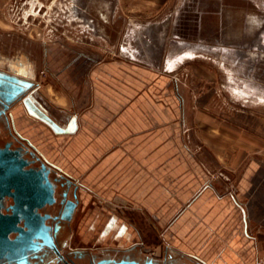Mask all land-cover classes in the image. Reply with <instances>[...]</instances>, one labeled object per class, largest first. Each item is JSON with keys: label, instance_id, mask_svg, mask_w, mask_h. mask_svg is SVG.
<instances>
[{"label": "crops", "instance_id": "0c3cea01", "mask_svg": "<svg viewBox=\"0 0 264 264\" xmlns=\"http://www.w3.org/2000/svg\"><path fill=\"white\" fill-rule=\"evenodd\" d=\"M173 72L121 56L102 58L87 75V99L76 101V130L53 133L61 161L35 147L86 197L87 229L99 227L96 244L145 248L136 225V218L143 217L158 227L167 254L180 262L264 264V166L238 145L225 151L216 120H202L207 125L201 134L204 145L237 175L230 187L212 179V170L186 140L185 132L191 144L200 133L186 129L197 118H191L187 90ZM19 112L38 120L23 106L14 112L18 132L33 144L18 128L23 125ZM99 199L125 203L128 220L95 207Z\"/></svg>", "mask_w": 264, "mask_h": 264}, {"label": "water", "instance_id": "95a60500", "mask_svg": "<svg viewBox=\"0 0 264 264\" xmlns=\"http://www.w3.org/2000/svg\"><path fill=\"white\" fill-rule=\"evenodd\" d=\"M180 5V1L174 5V0H170L152 18L128 19L117 43V54L167 73L186 61L210 62L222 70L228 94L236 102L264 107V71L259 75L250 74L259 65L264 66V0H190L187 11H179ZM102 57L103 53L89 47L81 50L66 48L60 49L54 60L56 71L71 86H81L87 99V75ZM22 91L19 90L18 95ZM22 102L31 117L55 134L73 133L77 128L75 113L61 110L59 115L58 109L42 107L29 96ZM9 105L10 101H7L0 110V115L7 111L4 122L9 123H4L5 126H10L33 151L25 147L12 148L10 142L0 146V264H30L29 259L38 257L37 252L43 246L57 252L48 231L50 227L45 224L48 216L40 215L39 209L53 203L55 188L61 184L59 179L49 177L50 167L62 170L15 129L10 111L13 108ZM55 112L57 116L53 114ZM203 151L204 148L201 153L211 170H220L219 174H225L211 152ZM25 152L35 154L27 158ZM34 161H39V166L31 165ZM75 190L73 199L67 198L66 192L62 193L61 219L70 220L75 211L78 203ZM4 198L12 200L7 206L10 213L1 211ZM20 222L22 226L18 225ZM56 230L54 227V232ZM10 233H16V236L10 238ZM98 264L160 263L148 257L142 262L105 259Z\"/></svg>", "mask_w": 264, "mask_h": 264}, {"label": "rangeland", "instance_id": "374dc122", "mask_svg": "<svg viewBox=\"0 0 264 264\" xmlns=\"http://www.w3.org/2000/svg\"><path fill=\"white\" fill-rule=\"evenodd\" d=\"M36 1L44 2L45 8L42 11L37 12V9L34 8ZM169 1L0 0V43L7 48L10 46L21 47L30 53L38 55L39 58L43 54L44 42L50 47L54 57H57V53L62 49L61 46L64 45V47L72 49L89 47L103 53L104 58H116L119 56L117 54V43L125 22L128 19L152 18L158 15ZM179 1L181 2L179 11H187L190 0H174V5ZM82 4H87V9ZM248 6H252L249 1ZM85 9L86 12L82 11ZM30 10L35 13L28 16L26 12H30ZM97 10H99V16L96 15ZM100 16L103 20L100 19ZM92 20L99 22V26L103 29L102 33L97 31V27L93 26ZM84 43L89 45L87 46ZM41 64L37 73L41 94L46 98H50L57 106L63 107L65 111L78 113L77 103L72 105L68 96H64L60 90L63 86L56 79L49 78L41 73ZM256 69L255 72L251 71L250 74H261L264 71V66L259 65ZM174 71L179 84L187 90L185 95L191 108V118L193 120L197 118L194 124L186 129H190L188 132L190 134L194 133L195 136L198 135L197 132L199 131V137L192 144L187 132H185V137L189 145L194 146L193 152H196V156L200 157L201 162L207 168H210L201 153L202 148H204L203 152H211L204 145L205 142L201 135L202 130L207 129V125L201 122L202 120L215 119L217 122L216 134L220 137L223 135V141L220 142V146L226 148L224 149L225 151L231 146L238 145L249 153L250 158L264 166V107L251 105V103L242 104L236 102L228 94L222 70L215 64L203 60L186 61ZM76 91L74 89L75 94ZM54 96L58 98L57 101ZM53 114L57 116L58 113L55 112ZM16 117L23 119L22 128L18 125L19 130L29 137L33 144L51 160L57 163L60 162L61 152H59L58 147H55L53 132L41 122L39 124L38 121L25 119L23 113L19 112ZM3 138L5 139V137ZM2 141L3 139L0 140V142ZM215 160L225 174H219L220 170H216L215 172L212 171L210 176L213 180L220 181L225 187L232 186L237 181V175L227 171L222 166L220 159L215 158ZM77 197L79 204L71 222L72 230L69 231V236L72 235L73 245L105 247L100 243L96 244L99 227L95 226L92 229H87V223L91 216L89 217L88 215L87 199L79 188ZM94 203L95 207L115 212L126 220L129 218L131 211L125 203L120 204V202L112 199L94 200ZM136 225L144 234L146 243V247H141L138 251L151 257L164 259L167 252L165 244L161 240L158 227L143 217L142 219L136 218ZM189 262L188 260H181L180 263L188 264Z\"/></svg>", "mask_w": 264, "mask_h": 264}, {"label": "flooded vegetation", "instance_id": "af4514ba", "mask_svg": "<svg viewBox=\"0 0 264 264\" xmlns=\"http://www.w3.org/2000/svg\"><path fill=\"white\" fill-rule=\"evenodd\" d=\"M98 1V0H97ZM100 3V2H97ZM84 8L87 9V4H82ZM34 8L37 9V12L42 11L45 8V4L43 1H36ZM85 10H82L86 12ZM97 16H99V10H97ZM32 10L28 11V16L33 15ZM100 19L103 20V18ZM93 26L97 27V31L103 32V29L99 26V22L97 20H92ZM109 38V37H107ZM89 45L88 43H84ZM62 49H66L64 45L61 46ZM50 47H48L47 43H43V54L42 57L39 58L38 55L28 52L27 50L16 47H4L2 43H0V110L3 108V104L7 101H10L11 116L13 120V124L15 129V115L14 112L18 106H23L22 99L26 96H29L35 103L42 107H52L54 109L59 110V115H61V110L65 111L63 107L57 106L54 101L50 98H46L40 92V83L37 81V73L40 68V63L42 69H40L41 73L45 74L47 77H52L56 79L59 84L63 87L60 88L64 96H68L70 103L73 105L76 103V99L78 102L83 101L85 98V91L81 86L73 87L67 81H65L64 76L59 74L56 71L55 57L52 55L50 51ZM81 50V49H75ZM60 51V50H59ZM104 58V55L103 57ZM65 87V88H64ZM21 94L18 95V91L22 90ZM76 89V94L74 92ZM80 89V91H79ZM68 90V92H67ZM73 91V92H72ZM18 95L17 97H15ZM21 98V100H17ZM24 107V106H23ZM25 108V107H24ZM26 110V109H25ZM67 112V111H66ZM7 111H5L6 117ZM4 115H0V146L4 145L6 142H10V146L12 148L17 147H25L29 151H33L30 148L25 140L21 139L17 136L12 128L9 126L7 128L5 124L9 121L4 122ZM5 123V124H4ZM18 131V130H17ZM5 137V139L3 138ZM31 155L35 154V152H30ZM31 155L28 152L24 153V156L27 158H31ZM31 165L39 166V161H34ZM49 177L51 179L57 178L60 181V185L55 188V199L52 204L46 205L44 208L39 209L40 215H47L45 218V224L50 227L49 234H51L53 243L57 248V252L48 246H43L37 252L38 257L30 258V264H98L100 261L105 259L118 261L120 259L125 260H138L140 262L144 261L145 258H152L157 263L165 262V264H182L179 259L172 256L171 254H167L164 259H158L155 257H151L146 255L145 253L135 250L134 248L129 249H119L112 247H97V246H88V245H73L72 243V235L69 236V231L72 230L71 222L75 216L76 208L79 204V200L75 211L70 220H64L59 217V209L62 207V193H67V198L73 199V189L76 188L75 192L77 194L78 185L73 182L66 174L62 173V171L57 170L56 168L50 167ZM12 203L10 198H4L2 201L1 211L3 213H10V210L7 209V206ZM18 225L22 226V223H18ZM54 227L57 228L56 232H54ZM16 233H10L9 237L14 238ZM138 251V252H137Z\"/></svg>", "mask_w": 264, "mask_h": 264}, {"label": "bare ground", "instance_id": "6f19581e", "mask_svg": "<svg viewBox=\"0 0 264 264\" xmlns=\"http://www.w3.org/2000/svg\"><path fill=\"white\" fill-rule=\"evenodd\" d=\"M27 13V12H26ZM38 150V149H37Z\"/></svg>", "mask_w": 264, "mask_h": 264}]
</instances>
